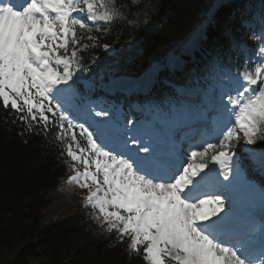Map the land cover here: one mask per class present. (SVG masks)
Masks as SVG:
<instances>
[{"label": "snow or ice", "instance_id": "6c2138e0", "mask_svg": "<svg viewBox=\"0 0 264 264\" xmlns=\"http://www.w3.org/2000/svg\"><path fill=\"white\" fill-rule=\"evenodd\" d=\"M230 6L229 0H210L180 51L139 76L109 69L106 80L103 72L89 79L77 75L88 71L79 52L89 45L80 44L76 30L100 32L92 25L119 19L115 0H0V104L30 131L57 128L62 154L72 162L68 183L87 190L93 215L119 240L127 237L132 251L142 250L145 264H264V204L259 213L241 210L245 173L237 152L241 140L264 142V0L258 8L244 0L223 22L230 46L245 55L235 74L223 69L219 48L191 70L185 59L209 40ZM237 12L253 37V51L232 35ZM87 39L97 46V36ZM165 70L183 73V81L167 82L170 93L151 103ZM96 89L146 94L151 119H125L119 106L89 98L86 93ZM217 89L221 103L215 107L209 101ZM189 97L202 102L193 106ZM209 119L211 134L191 128L177 140L181 128ZM246 151L253 166L264 168V145Z\"/></svg>", "mask_w": 264, "mask_h": 264}, {"label": "trees", "instance_id": "16d2710c", "mask_svg": "<svg viewBox=\"0 0 264 264\" xmlns=\"http://www.w3.org/2000/svg\"><path fill=\"white\" fill-rule=\"evenodd\" d=\"M116 1L120 18L100 32L89 31L88 37L97 36L98 43L79 52L88 71L77 75L96 74L103 66L120 74L140 75L152 61H164L169 53L179 51L210 3L143 0L133 5L131 0ZM229 13L228 9L221 12L222 23L213 27L204 43L210 58L220 49L223 64L232 63L229 56L238 61L230 53L232 47L224 35L223 22ZM239 21L237 13L230 25L237 42ZM86 42L94 43L88 39ZM104 44L112 46L114 54H106ZM56 133L57 128L51 124L47 129L28 130L11 109L5 110L0 104V264H27V257L38 252L43 255L39 264H145L142 250L132 251L127 237L121 241L116 232H108L91 207L80 204V211L39 224L41 208L48 202L50 192L72 174V162L62 154L63 145L57 141ZM262 145L264 142L258 141L253 147Z\"/></svg>", "mask_w": 264, "mask_h": 264}, {"label": "rangeland", "instance_id": "374dc122", "mask_svg": "<svg viewBox=\"0 0 264 264\" xmlns=\"http://www.w3.org/2000/svg\"><path fill=\"white\" fill-rule=\"evenodd\" d=\"M230 1H232V0H229V2ZM131 3L133 5H138V4L143 3V0H131ZM76 33L81 35V36L77 35L78 37L81 38L80 44H88L90 46V44L86 42L89 31L80 29V31L77 30ZM111 51H112V48L110 47V50L107 52H111ZM201 51H202V54L206 56L207 53L206 52L204 53V50H201ZM194 56H197V55H192V56H187V57L192 58ZM201 63H204V62H201ZM200 65H202V64H200ZM168 71H170V70H168ZM100 110H101L100 107L95 108V111H100ZM78 122L83 123L84 120L81 119ZM85 126L87 127V125H85ZM241 148H243V146L239 145V143H238L237 144V152L239 155H240V153H239L240 151H238V150ZM219 151H220L219 148L209 150V152L206 156V159L210 160L211 156L216 155ZM209 167H212V165L210 164ZM205 171H207V169ZM230 179H231V177H230ZM241 184H243V183H241ZM83 190H84L83 188L78 187L75 183H68V181H66V182H63L59 187H57L53 191H51L50 195H49L48 202L44 206H42V208H41V215L42 216L40 218L39 224L44 225L50 221L59 219V218L64 217L68 214H72L73 212L77 211L78 209L80 211L81 210V207H79L80 204L82 206H87L85 204V199H86L85 195H87V192L83 193ZM88 207H90V206H88ZM91 210H93V208H91ZM42 258H43V255L41 254V252H38L34 256H28L27 257V264H39V262L42 260Z\"/></svg>", "mask_w": 264, "mask_h": 264}, {"label": "bare ground", "instance_id": "6f19581e", "mask_svg": "<svg viewBox=\"0 0 264 264\" xmlns=\"http://www.w3.org/2000/svg\"><path fill=\"white\" fill-rule=\"evenodd\" d=\"M194 111V110H193ZM223 180V179H222Z\"/></svg>", "mask_w": 264, "mask_h": 264}]
</instances>
